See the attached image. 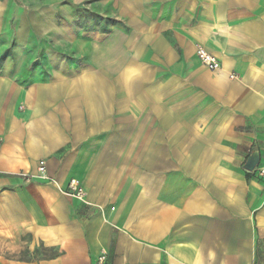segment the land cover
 I'll return each mask as SVG.
<instances>
[{
  "label": "crops",
  "instance_id": "1",
  "mask_svg": "<svg viewBox=\"0 0 264 264\" xmlns=\"http://www.w3.org/2000/svg\"><path fill=\"white\" fill-rule=\"evenodd\" d=\"M65 1L53 18L91 3L122 23L93 38L31 10L17 26L0 67V264H264V178L244 168L264 162V0ZM42 30L83 63L42 73ZM40 162L47 178L25 181Z\"/></svg>",
  "mask_w": 264,
  "mask_h": 264
},
{
  "label": "rangeland",
  "instance_id": "2",
  "mask_svg": "<svg viewBox=\"0 0 264 264\" xmlns=\"http://www.w3.org/2000/svg\"><path fill=\"white\" fill-rule=\"evenodd\" d=\"M64 4L72 7L74 3L73 0H67ZM54 6L52 0H0V12L3 11V16H0V67L2 60L12 55L11 52L18 41L17 26L20 24V21L27 11H38L40 13L39 17L41 24L50 22L65 24V22H68L59 14L56 15V19L55 16L53 18L52 8ZM73 9L77 17L75 20L68 23L76 30L77 35L80 36L84 35L87 37L102 38L108 34L109 29L114 23H122L117 17H106L98 14L97 9L94 5L92 6L91 3L74 5ZM35 13L37 14V12ZM35 21H37V17H35ZM53 36L54 33H49L48 30L39 31V34H37L41 47L39 46L40 52L35 62V67L38 65L43 70L48 62L51 64L52 57L56 56H66V58H69V61L76 62L78 65L83 63L81 55L76 52L74 45H70L67 48H64L60 42H58V46L49 45L47 42L49 39L54 40ZM45 72L43 70L42 73Z\"/></svg>",
  "mask_w": 264,
  "mask_h": 264
},
{
  "label": "built area",
  "instance_id": "3",
  "mask_svg": "<svg viewBox=\"0 0 264 264\" xmlns=\"http://www.w3.org/2000/svg\"><path fill=\"white\" fill-rule=\"evenodd\" d=\"M197 57L199 61L211 72L218 71L221 69V64L217 60L215 56L209 53L205 48L199 47L197 49ZM234 78V76H231ZM46 165L45 162H40V165L37 169V175H21L25 181H32V179H46ZM253 173H256L259 177L264 178V162H260V164L256 167ZM67 195L83 200L85 198V192L82 188V185L79 180L72 179L68 185ZM105 261V255H102L99 258V264H103Z\"/></svg>",
  "mask_w": 264,
  "mask_h": 264
},
{
  "label": "water",
  "instance_id": "4",
  "mask_svg": "<svg viewBox=\"0 0 264 264\" xmlns=\"http://www.w3.org/2000/svg\"><path fill=\"white\" fill-rule=\"evenodd\" d=\"M260 162H261L260 153L259 152H253L249 156V158L247 159L244 168H245V170H247L249 172H254V170L260 164Z\"/></svg>",
  "mask_w": 264,
  "mask_h": 264
}]
</instances>
